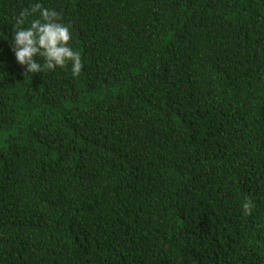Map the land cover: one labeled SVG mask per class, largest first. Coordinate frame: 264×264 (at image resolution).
Returning a JSON list of instances; mask_svg holds the SVG:
<instances>
[{"label":"trees","instance_id":"trees-1","mask_svg":"<svg viewBox=\"0 0 264 264\" xmlns=\"http://www.w3.org/2000/svg\"><path fill=\"white\" fill-rule=\"evenodd\" d=\"M30 2L0 0V264H264V0H41L78 75L16 61Z\"/></svg>","mask_w":264,"mask_h":264},{"label":"clouds","instance_id":"clouds-1","mask_svg":"<svg viewBox=\"0 0 264 264\" xmlns=\"http://www.w3.org/2000/svg\"><path fill=\"white\" fill-rule=\"evenodd\" d=\"M29 17L32 18L29 20ZM12 26L14 31L8 39L13 45L16 61L26 66L27 73L55 70L68 61H71L73 75L81 72V54L70 44L71 26L61 22L60 13L55 9L45 7L41 0H34L14 17ZM252 207L251 200L245 199L244 213L250 214Z\"/></svg>","mask_w":264,"mask_h":264}]
</instances>
